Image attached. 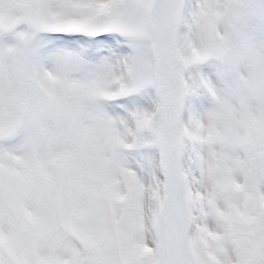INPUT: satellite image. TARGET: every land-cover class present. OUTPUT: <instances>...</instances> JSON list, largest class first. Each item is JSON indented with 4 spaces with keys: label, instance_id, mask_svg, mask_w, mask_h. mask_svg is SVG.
<instances>
[{
    "label": "snow or ice",
    "instance_id": "obj_1",
    "mask_svg": "<svg viewBox=\"0 0 264 264\" xmlns=\"http://www.w3.org/2000/svg\"><path fill=\"white\" fill-rule=\"evenodd\" d=\"M0 264H264V0H0Z\"/></svg>",
    "mask_w": 264,
    "mask_h": 264
}]
</instances>
